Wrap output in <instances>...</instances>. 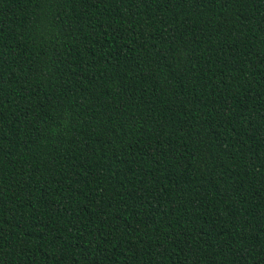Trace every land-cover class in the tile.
<instances>
[{
	"label": "trees",
	"instance_id": "16d2710c",
	"mask_svg": "<svg viewBox=\"0 0 264 264\" xmlns=\"http://www.w3.org/2000/svg\"><path fill=\"white\" fill-rule=\"evenodd\" d=\"M0 264H264V0H0Z\"/></svg>",
	"mask_w": 264,
	"mask_h": 264
}]
</instances>
